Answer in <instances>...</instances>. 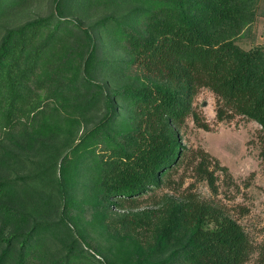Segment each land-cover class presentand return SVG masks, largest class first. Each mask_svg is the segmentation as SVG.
<instances>
[{"label":"trees","instance_id":"obj_1","mask_svg":"<svg viewBox=\"0 0 264 264\" xmlns=\"http://www.w3.org/2000/svg\"><path fill=\"white\" fill-rule=\"evenodd\" d=\"M64 1L0 37V264L119 263L109 249L97 257L69 225L85 178L94 183L84 199L106 232L146 244V255L126 264H245L255 245L199 195L164 193L147 208L119 210L172 186L181 166L217 193L216 169L227 168L186 148L179 134L189 116L208 128L192 106L200 88L215 95L218 120L242 115L264 133V47L235 40L251 22L253 0H73L126 5L88 25L67 19ZM20 2L0 0V16ZM104 34L125 46L122 63L139 66L142 83H107L106 70L121 62L104 56ZM58 40L65 47L55 55Z\"/></svg>","mask_w":264,"mask_h":264},{"label":"rangeland","instance_id":"obj_2","mask_svg":"<svg viewBox=\"0 0 264 264\" xmlns=\"http://www.w3.org/2000/svg\"><path fill=\"white\" fill-rule=\"evenodd\" d=\"M66 4L65 17L67 19L79 17L87 25L103 13L120 15L126 8V5L96 7L89 4L82 7L75 5L73 0ZM53 5V0H21L11 11L0 16V37L8 27H15L38 16L46 15L54 9ZM235 40L245 49L264 47V0H253L251 22L236 35ZM103 41L105 44L103 53L108 61L121 62L118 67L110 66L106 70L104 76L107 83L109 85H117L124 81L142 83L140 67L133 63H122L128 58L125 46L108 36L104 37ZM64 47V41L58 40L53 49L55 55ZM48 69L46 65L42 67L39 76L45 74ZM52 103L51 107L56 104ZM192 106L198 118L205 122L208 128L198 126L192 116L187 117L179 128L181 143L188 149H204L218 160L220 166L227 168V172L216 169L217 193H212L205 181L195 178L191 166L187 169L181 166L173 176L172 186L164 187L156 194L144 193L133 204H126L124 210L119 211H138L147 208L164 193L179 197L191 192L218 204L221 210L241 225L255 245L254 252L245 264H261L259 249L264 240V158L261 151L264 145V133L257 122L242 115L218 120L215 115V95L208 88L198 90ZM80 133L79 129L75 138H78ZM77 141L73 140L74 143ZM43 146L40 145L38 148L41 153ZM71 158L72 155L69 154L68 157L67 152V161ZM85 181L89 184L84 185L83 190L75 195V203L70 209L69 225L87 236L89 246L86 248L102 259L105 251L109 249L111 258L119 262L118 264L131 263L145 256L144 242L137 240L132 243L122 234L114 237L106 232L103 227L104 221L97 208L84 199L91 195L94 182H90L87 178Z\"/></svg>","mask_w":264,"mask_h":264}]
</instances>
